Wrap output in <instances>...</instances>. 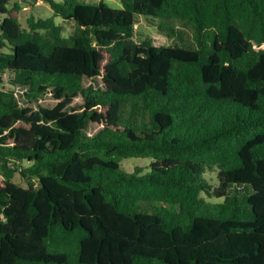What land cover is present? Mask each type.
Returning a JSON list of instances; mask_svg holds the SVG:
<instances>
[{
    "label": "trees",
    "instance_id": "16d2710c",
    "mask_svg": "<svg viewBox=\"0 0 264 264\" xmlns=\"http://www.w3.org/2000/svg\"><path fill=\"white\" fill-rule=\"evenodd\" d=\"M120 1L0 0V264H264V0Z\"/></svg>",
    "mask_w": 264,
    "mask_h": 264
},
{
    "label": "rangeland",
    "instance_id": "374dc122",
    "mask_svg": "<svg viewBox=\"0 0 264 264\" xmlns=\"http://www.w3.org/2000/svg\"><path fill=\"white\" fill-rule=\"evenodd\" d=\"M58 2H61L62 0H57ZM86 2H91V3H99L103 1L106 5L111 7L112 9L115 10H120L123 8V5L120 0H84ZM23 11L20 14V22L22 24L23 28L27 27V20L33 16L37 19H47L53 16V11L48 6L47 4L43 3H34V4H24L23 5ZM3 15L0 14V21L3 19ZM56 23L58 25H61L63 27V36L65 37H70L74 31H75V24L74 22H67L62 20L61 18H56ZM162 22V19L158 18H152V17H145V16H140L138 18V26H137V31L135 35V42H140L142 39H145L147 37L153 39L154 41H159L164 44L169 45L172 41L171 39H168V37L162 33L159 30L158 24ZM1 34V32H0ZM0 88L4 89H14L17 94L19 95V104L22 106L24 104L23 99H22V94L25 91L24 88L22 87H13L9 83V75H0ZM97 88H102L103 83L101 82L100 79H98L97 83H93ZM90 82L86 84V86H89ZM81 102H79L80 104ZM34 106V105H33ZM152 160L149 158H132L128 160H124L123 162V168L129 172H132L135 170L136 167H142L145 169V172H149L151 170L150 164ZM1 166V164H0ZM15 181L21 185H25V183L22 181V179L19 177L17 174L15 177ZM243 194L244 190L243 189H238V191L234 190L233 188L229 189V194Z\"/></svg>",
    "mask_w": 264,
    "mask_h": 264
}]
</instances>
